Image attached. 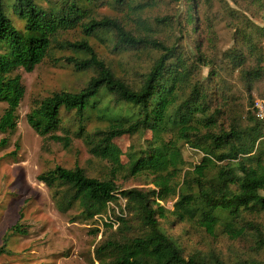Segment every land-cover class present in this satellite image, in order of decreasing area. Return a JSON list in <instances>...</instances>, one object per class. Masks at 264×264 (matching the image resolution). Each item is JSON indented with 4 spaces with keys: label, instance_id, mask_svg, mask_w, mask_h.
Listing matches in <instances>:
<instances>
[{
    "label": "rangeland",
    "instance_id": "rangeland-1",
    "mask_svg": "<svg viewBox=\"0 0 264 264\" xmlns=\"http://www.w3.org/2000/svg\"><path fill=\"white\" fill-rule=\"evenodd\" d=\"M6 2L15 26L24 32L25 22L13 14L15 0ZM36 2L49 10L58 8L61 0ZM85 8L90 19H116L135 36L154 38L176 48L173 64H178L180 71L189 72L186 80L178 81L177 103L186 99L199 83L203 92L209 93L207 111H221L219 116L216 114L217 131H229L234 125L242 129L250 127L255 101L264 100V0H130L126 5L103 0L86 4ZM56 41L49 57L35 71L18 69L10 75L22 78L26 94L18 109L17 128L0 132V249L4 248L0 264H100L96 249L105 240L144 235L146 230L140 215L121 196L89 219L78 204L61 211L53 192L38 177L58 166L67 169L79 166L90 177L115 180L121 191L156 190L153 184L156 174L147 170L133 174L135 161L170 142L181 149L185 166L171 182L175 194L159 202L166 210V217L158 219L160 229L182 248L186 257L216 255L229 264L264 263V246L251 228L246 227L245 235L235 239L220 224L216 234L210 236L197 222H182L171 214L185 174L200 165L204 157L193 148L195 136L187 143L180 139L177 128L159 137L148 130L114 141L122 153L119 167L96 158L90 153L82 132L107 130L117 120L139 113L104 92L82 123L74 111H61L56 134L71 138L69 148L32 128L28 116L43 100L56 92L78 93L96 76L94 69L78 72L65 60L86 59V54L61 50L57 43L87 41L118 78L136 88L161 55L150 46L118 47L114 32H98L87 37L78 28L61 33ZM7 108V103L0 102V119ZM198 114L197 118L202 119ZM204 129L201 128L202 133ZM110 214L118 219L119 225L106 221ZM123 221L127 222L125 231L117 235ZM246 221L256 223L264 233L263 213L248 215ZM17 226L19 232L14 230ZM236 226L242 229L246 224L240 221Z\"/></svg>",
    "mask_w": 264,
    "mask_h": 264
},
{
    "label": "trees",
    "instance_id": "trees-1",
    "mask_svg": "<svg viewBox=\"0 0 264 264\" xmlns=\"http://www.w3.org/2000/svg\"><path fill=\"white\" fill-rule=\"evenodd\" d=\"M102 1L61 0L58 8L47 10L36 0H15L13 14L25 22L23 32L9 15L6 0H0V102L8 104L0 119V132L7 133L17 128L18 109L26 94L22 78L10 75L18 69L28 73L35 71L49 57L61 33L78 28H82L87 37L98 32H114L118 47H153L161 55L141 86L136 88L118 78L87 41L57 43L61 50L71 49L86 54V59L65 60L78 72L94 69L96 76L78 93L56 92L43 100L28 116L30 125L40 135L49 136L69 148L71 138L56 134L61 111H74L82 123L104 92L139 113L135 117L117 120V124L107 130L93 134L82 132L90 153L96 158L119 167L122 153L114 141L148 130L159 137L163 132L177 128L180 139L187 143H191L195 136L197 142L194 141L193 148L200 150L204 157L200 165L185 174L179 199L171 214L182 222H197L210 236L216 234L220 224L225 225L226 232L235 239L243 237L246 227H249L264 246L261 228L246 221L248 215L264 214V136L262 123L254 110L250 127L242 129L234 125L229 131H217L216 114L219 116L221 111H207L210 108L209 93L203 92L199 83L194 85L186 99L177 103L178 81L186 80L189 72L185 69L180 71L178 64H173L176 48L154 38L135 36L116 19H90L85 5ZM129 1L116 0L120 5ZM193 18L191 14V23ZM198 113L202 119L197 118ZM201 128H205L203 133ZM184 166L181 149L170 142L135 161L133 174L145 170L156 174L153 181L156 190L135 188L121 191L115 180L90 177L79 166L74 169L58 166L38 179L53 192L61 211H68L78 204L87 218L92 219L103 212L108 203L121 196L127 200L128 207L140 215L146 233L130 239L119 236L105 240L96 249L100 264H229L216 255L209 258L198 255L186 257L182 248L160 229L158 219L166 217V210L159 202L175 194L171 182ZM240 221L246 224L242 229L236 226ZM126 224L123 221L117 235L124 233ZM14 230L19 232L20 227ZM3 252L2 247L0 254ZM236 264L264 263L241 261Z\"/></svg>",
    "mask_w": 264,
    "mask_h": 264
},
{
    "label": "built area",
    "instance_id": "built-area-1",
    "mask_svg": "<svg viewBox=\"0 0 264 264\" xmlns=\"http://www.w3.org/2000/svg\"><path fill=\"white\" fill-rule=\"evenodd\" d=\"M253 110L255 112L257 119L260 120L262 123L263 136H264V100H261V99L256 100ZM118 215L122 216V213H119ZM106 221L114 226H116V224L119 225L118 219H115L112 214L108 215V217L106 218Z\"/></svg>",
    "mask_w": 264,
    "mask_h": 264
}]
</instances>
